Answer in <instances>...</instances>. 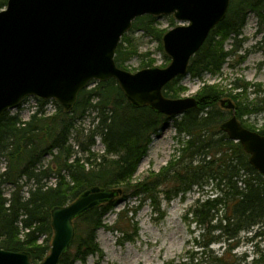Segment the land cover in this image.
Returning <instances> with one entry per match:
<instances>
[{
  "label": "trees",
  "instance_id": "trees-1",
  "mask_svg": "<svg viewBox=\"0 0 264 264\" xmlns=\"http://www.w3.org/2000/svg\"><path fill=\"white\" fill-rule=\"evenodd\" d=\"M6 2L0 0V9ZM249 14L256 17L258 30L263 29L264 0H230L225 18L191 57L186 74L200 79L205 73L219 72L242 47L241 32ZM169 19L173 24V17ZM157 20V16L149 14L137 17L128 32L142 31L151 36L162 51L161 38L166 30L157 27ZM128 32L121 37L114 56L116 65L125 70H128V61L142 56ZM227 39L231 43L225 49ZM163 58L168 61L165 54ZM153 62L141 60L140 68L151 67ZM180 78L164 86L165 97H180L185 90L179 84ZM246 85L237 82L235 88H246ZM223 96L234 101L235 116L244 127L264 134L263 129L255 130L242 119L246 114L263 111L264 97L251 105H240L235 101L236 95L226 93L215 84H203L194 94L197 105L177 117L156 113L148 106L133 108L113 79L92 82L82 89L70 113H64L52 101L55 110L47 114L45 106L50 102L36 97V109L26 120L18 112L3 113L0 159L5 166L0 172V248L28 251L31 262H40L50 250L53 233L50 211L54 206L72 202L93 185L119 187L122 190L119 197L73 220L74 239L59 264L84 262L90 255L101 257L96 231L106 227L103 217L118 200L129 197L138 200L137 206L119 210L116 220L108 227L120 233L118 239L123 244L135 237L136 208L146 199L160 213V192L170 200L194 187L202 189L212 184L215 193L196 198L186 211L198 232L189 239L185 260H171L166 264H264V250L256 249L252 256L237 251L242 233L249 234L245 238L249 243L264 235V175L249 163V155L241 144L220 129L231 114L230 110L220 107ZM87 112H94L92 121L96 123L92 129L76 125L77 119ZM169 121L180 143L178 154L159 172L133 182L151 136ZM97 135L104 145V152L100 154L91 151ZM47 156L50 161L44 165ZM50 179L54 183L49 185ZM162 185L164 189H160ZM5 186L9 187L8 196ZM128 212L133 215L128 216ZM41 237L44 238L39 242Z\"/></svg>",
  "mask_w": 264,
  "mask_h": 264
},
{
  "label": "water",
  "instance_id": "water-1",
  "mask_svg": "<svg viewBox=\"0 0 264 264\" xmlns=\"http://www.w3.org/2000/svg\"><path fill=\"white\" fill-rule=\"evenodd\" d=\"M230 0H7L0 9V118L29 96L54 100L64 113L93 81L113 79L133 108L177 116L197 105L193 96L168 98L164 86L184 75L191 57L227 13ZM172 15L178 25L161 38L169 58L164 67L131 72L118 67L115 50L132 21L142 15ZM231 110L220 129L239 142L249 163L264 175V134L245 128ZM121 188L93 185L51 211L49 253L33 263L28 251L0 248V264H58L74 239L73 220L121 194Z\"/></svg>",
  "mask_w": 264,
  "mask_h": 264
},
{
  "label": "rangeland",
  "instance_id": "rangeland-1",
  "mask_svg": "<svg viewBox=\"0 0 264 264\" xmlns=\"http://www.w3.org/2000/svg\"><path fill=\"white\" fill-rule=\"evenodd\" d=\"M169 17L171 15L158 16L157 27L168 30L179 24L174 18L173 24H170ZM262 28L260 31L258 30L256 17L249 14L241 32L244 39L242 47L214 75L205 73L200 79L192 78L189 74L182 76L179 84L185 87V90L180 97L193 96L203 84H215L226 93L236 95L235 101L240 105H251V103H256L262 99L264 97V27ZM128 35L132 37L138 53L142 54L141 57L136 56L126 63L129 71L139 70L141 60L152 59L154 61L153 66L158 67L168 64L169 60L166 61L163 58V50L159 49V43L154 38L142 31H130ZM230 43L231 40L227 39L224 48H230ZM240 56L243 58L242 60L239 59ZM237 82L246 83V88H235ZM221 99L232 100L229 96H223ZM37 104L36 99L30 97L24 101L23 106L12 110V112H18L21 119L26 120L36 109ZM221 109L228 110L223 107ZM54 110V104L49 103L45 106L47 114H51ZM93 116L94 112L85 113L77 119L76 125L85 129H92L96 123V120L92 121ZM242 119L255 130H264V110L246 114ZM72 139L73 137H71V142H73ZM179 147L180 143L172 126V121H169L156 135L151 136L147 152L140 159L132 177L133 182L141 180L151 173L159 172L174 155L178 154ZM91 151L99 154L104 152V145L99 135L95 137ZM49 161L50 157L47 156L44 158L43 164L46 165ZM4 166L3 159H0V172ZM53 183L54 179L48 181L49 185ZM164 188L165 186H160V189ZM8 191L9 187L5 186L6 196H8ZM213 193L215 190L212 184L206 185L202 189L194 187L184 195L180 194L170 200H167L164 193L160 192L158 194L160 213L152 206L150 199H146L141 206L136 208L134 220L137 224V233L135 237L132 241L123 244L118 239L120 233L112 231L108 227L116 220L119 210L124 207L137 206L138 200L135 197L118 200L103 217V223L106 227L102 226L96 231V242L102 251V256L90 255L84 262L76 261L74 264H166L171 260L184 261L185 258L183 257L189 239L198 232L195 225L190 223L187 218L186 211L196 198ZM132 215L131 212H128V216ZM248 235V233L241 234L242 242L237 249L239 254L246 253L252 256L254 250H264V235L258 236L252 243L246 241L245 238ZM43 238L41 237L39 242ZM214 247L217 248V245Z\"/></svg>",
  "mask_w": 264,
  "mask_h": 264
},
{
  "label": "bare ground",
  "instance_id": "bare-ground-1",
  "mask_svg": "<svg viewBox=\"0 0 264 264\" xmlns=\"http://www.w3.org/2000/svg\"><path fill=\"white\" fill-rule=\"evenodd\" d=\"M52 237H53V233H52ZM52 240V239H51ZM5 250V249H4ZM49 253V252H48Z\"/></svg>",
  "mask_w": 264,
  "mask_h": 264
}]
</instances>
